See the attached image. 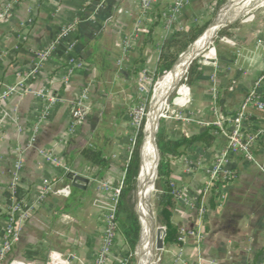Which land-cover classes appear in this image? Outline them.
Masks as SVG:
<instances>
[{
	"label": "crops",
	"instance_id": "1",
	"mask_svg": "<svg viewBox=\"0 0 264 264\" xmlns=\"http://www.w3.org/2000/svg\"><path fill=\"white\" fill-rule=\"evenodd\" d=\"M170 1L158 0L147 18L140 19L131 0H15L11 14L0 20V91L36 68L38 53L56 40L62 27L74 26L36 73L24 79L26 88L44 91L57 102L48 105L20 91L0 102V245L12 200L24 199L33 206L29 217L18 223L20 237L5 264H46L51 252L68 259V264H93L104 230L102 214L111 200V192L99 189L98 183L115 187L125 174L131 107L147 75H155L161 48L171 34L161 22ZM215 1L219 0H190L173 31L200 25ZM258 4L243 13L240 27H233L240 16L231 19L228 27L233 28L213 46L214 56L203 57L190 83L185 78L186 93L178 91L174 101L182 104L173 110L181 118L166 127L169 139L197 135L235 113L264 72V0L262 8L251 11ZM74 59L82 66L75 68ZM138 60L140 70L133 75ZM84 88L91 111L78 134L63 141L69 103ZM251 126L264 128V117L253 119ZM92 142L108 162L103 169L82 157ZM226 145V138L217 134L212 147L195 144L171 161V182L179 192L172 221L193 236L187 235L179 246L164 247L157 264H264V171L259 168H264V143L255 154L257 165L227 153L225 168L235 178L218 186L215 208L208 206L201 221L197 216L195 206L207 171L227 151ZM18 152L22 168L14 183ZM71 174L88 184L73 187ZM65 188L68 194L61 192ZM122 244L118 234L108 264L126 258Z\"/></svg>",
	"mask_w": 264,
	"mask_h": 264
},
{
	"label": "built area",
	"instance_id": "2",
	"mask_svg": "<svg viewBox=\"0 0 264 264\" xmlns=\"http://www.w3.org/2000/svg\"><path fill=\"white\" fill-rule=\"evenodd\" d=\"M190 0H171L169 5L161 14V22L163 25V30L165 33L170 34L174 26L182 13L185 7L189 4ZM158 0H131V4L135 7L139 14V18H147L151 13L153 7L156 6ZM15 0H7L0 2V20H3L5 17L11 14V11L14 8ZM121 12V11H120ZM122 13H127V11H122ZM74 31V26L67 25L61 28L56 40L48 46L45 50L41 51L37 55L38 64L36 68L25 78H29L36 73L37 67L43 62H45L48 57L55 50L56 45L64 38H66L71 32ZM73 44L70 45L72 49ZM207 59V58H206ZM210 60V59H209ZM72 65L75 68L82 66L81 62L74 59L71 61ZM24 78V79H25ZM19 81L13 86L4 87L0 91V102L6 99L17 92H26L32 94L35 97L45 100L48 105H53L57 100L49 96L44 91H31L26 88L25 80ZM264 72L256 79L252 88L249 90L244 100L240 104L238 110L232 115L220 119L216 123V127L219 129V133L224 136L227 140V151L219 158L211 169L207 171L208 178L206 183L202 186L200 192V200L196 204L195 209L197 216L201 221L206 215L208 203L206 196L209 194L211 188L214 186L217 180H221L222 183L229 182L235 178V173L233 171L227 170L225 168L226 155L227 153H236L241 155L245 160L255 162V154L257 146L264 143V128L257 127L253 128L251 126V121L248 118L249 109H254L259 112H264ZM181 103L174 102V105H181ZM70 106V120L67 124V127L62 134L61 138L63 141H67L75 137L80 128L82 127L87 115L91 111L90 104V95L87 88L81 90L79 95L69 103ZM176 111H173L175 113ZM47 115V110L43 112L40 117V121L44 120ZM176 118H181L179 113L175 115ZM137 118V115L132 116V120ZM217 135V134H216ZM33 142L31 139L30 143ZM44 157H47L48 160L53 159L52 156L48 153L41 152ZM131 154V151H130ZM195 165L198 168H202L201 162L196 161ZM257 165V163H256ZM22 168V159L21 152L17 153V158L13 166V182H17L19 171ZM260 170L264 171V168L259 167ZM67 171V170H66ZM124 176L122 177L121 182L115 186L111 187L106 182L98 183V188L107 192H111V200L109 206L106 208L102 214V224L104 227L101 244L97 255L93 261V264H108L112 250L116 245L117 240V228L115 223V214H116V204L119 197L120 189L123 183ZM172 189L175 193L176 198H179V192L174 183L172 182ZM49 191L48 187L44 188L43 194L45 195ZM63 194H68V188H65L61 191ZM218 198V197H217ZM33 209L32 205H27L24 199L16 200L10 203L6 210L5 214V223H4V234L2 242L0 245V264H5V258L7 254L11 251L14 244L19 240L21 228L18 226V223L25 221L30 214V211ZM181 236L179 242H184L187 235H192V233L181 231ZM9 264H24L20 262H10ZM46 264H68V259L63 258L60 254L56 252H51L48 255ZM119 264H128L127 258L121 260Z\"/></svg>",
	"mask_w": 264,
	"mask_h": 264
},
{
	"label": "trees",
	"instance_id": "3",
	"mask_svg": "<svg viewBox=\"0 0 264 264\" xmlns=\"http://www.w3.org/2000/svg\"><path fill=\"white\" fill-rule=\"evenodd\" d=\"M203 28L204 25H196L186 30L172 31L163 43L154 76H163L168 72L180 54L197 39ZM140 63V60L134 63V67L132 68L133 72H131L133 75L137 74L140 70ZM195 73V70L191 71V69H189L186 83H190L191 77L196 75ZM248 111V118L250 120L256 118L263 119L264 117V112H259L254 109H249ZM218 133L219 129L215 125H210L197 135H181L178 139L173 140L166 137L163 128L158 129V135L156 136V148L159 157L157 166V183L159 185L160 193L157 196L156 222L166 233L164 238L165 248H168L171 245L179 246V238L181 236V226L172 221L177 198L172 189L171 161L185 154L186 151L195 144H200L205 149L212 147L215 141V135ZM139 136L140 132L137 133V143H139ZM262 146V144L258 145L257 149ZM82 157L96 165L98 168L103 169L108 165V162L103 157L102 150L93 142L86 146L82 151ZM131 159V162L127 164L124 170V179L117 200L115 214L117 233L122 238L123 250L125 251L124 256H126L128 264H133L131 254L135 250L139 235L137 217L128 203V195L134 190L138 176V149L133 150ZM221 183V180H217L209 194L206 196L208 206L212 208H215L216 206L217 188ZM118 220L120 221L119 228L117 226Z\"/></svg>",
	"mask_w": 264,
	"mask_h": 264
},
{
	"label": "bare ground",
	"instance_id": "4",
	"mask_svg": "<svg viewBox=\"0 0 264 264\" xmlns=\"http://www.w3.org/2000/svg\"><path fill=\"white\" fill-rule=\"evenodd\" d=\"M258 0H241L236 2L232 0L230 4L222 10L215 18L212 25L189 47L173 69L164 74L155 86L151 108L147 115L143 129V140L140 148V167L137 178L136 191V213L139 219L141 233L137 249L139 264H153V252L155 246V237L158 227L156 225L152 207L150 205V195L154 190L156 152L154 150L155 126L160 111L165 105L170 92L178 85L190 61L199 54L205 46L211 41L218 27H223L230 23L232 18L242 15L251 4ZM214 56V51L212 57ZM211 58V57H209ZM207 58V59H209ZM181 92L186 93L184 89Z\"/></svg>",
	"mask_w": 264,
	"mask_h": 264
},
{
	"label": "rangeland",
	"instance_id": "5",
	"mask_svg": "<svg viewBox=\"0 0 264 264\" xmlns=\"http://www.w3.org/2000/svg\"><path fill=\"white\" fill-rule=\"evenodd\" d=\"M231 1L232 0H219V1H215L213 3V6L211 7L209 14L205 17L203 22L199 23L200 25H198V26L204 25V28H203L202 32L200 33V35L197 37V39L211 26L212 21L214 22L215 18L219 15L221 10L225 9L230 4ZM240 1L241 0H236V2H240ZM257 3H259V4L253 7V9L251 10L252 12L257 10L259 7L262 8V0H258L257 2H255L251 5H255ZM245 16H246L245 14L240 15V17H238L236 19V21L234 22L233 27L234 28L240 27L241 26L240 22H242L246 18ZM233 27L221 28L215 32L211 41L201 51L200 55L195 60H193L191 62L186 73L182 76V79L179 81L178 85L168 95L166 102H165V105L162 107V110L160 111V114H159L160 117L158 118V121H157V125H156L157 129H155L156 133H154L155 147H156V136L158 135V129L163 128L164 133H165L166 137L168 138V133H167L166 127H168V125H171L176 120L175 115L178 113V111L173 113V110L176 108L175 105H173V103H174L175 99L177 98V92L178 91L181 92L182 89H186L184 87V83H185V78L188 76L189 69H191V71H193L196 68V66H198L199 62H201L203 60L204 56H205V58L212 57L211 53L213 54V50H212L213 46H215L216 44L219 43V38L225 37V36L227 37L228 32ZM192 43L188 46V48H186L184 50L185 51L184 53L187 52V50L192 45ZM168 72H166V73H168ZM147 77H148L147 78L148 80H146L144 83H142V85L139 87L136 102L131 107V111H130L132 116L134 114L137 115V118H135L134 120L131 121L132 136H129V147H130L131 154H132L134 149H138V174H139V167H140V161H141V159H140V148H141V144H142V140H143V129L145 126L147 115H148L149 110L151 108V101L153 99V93H154L155 86L158 83V81L161 79L162 76H156L155 77L154 75L151 76L149 74V75H147ZM138 132H140L139 143H137V133ZM131 154H130V158L128 160V163L131 162V160H132ZM158 161H159V157H158V151L156 148V164H157V166H158ZM137 178H138V176H137ZM154 186H155L154 190L152 191V193L150 195V205L152 207L154 219L156 222V212H157L156 208H157V202H158L157 196L160 193L159 185L157 183V169H156V178L154 181ZM136 191H137V181H136V186H135L134 190L128 195V203L130 204V207L133 209V212L135 213V215L137 217L138 225H139V235H138L136 247H135L134 252L131 254L133 264H139L137 249H138L139 240H140V233H141V227H140L139 219H138L136 209H135L136 203H137ZM156 225L158 228L160 227L157 224V222H156ZM117 226H118V228L120 227V221L119 220L117 222ZM159 254H160V252H157L154 250V252H153V261H154L153 264L158 263L157 261L159 259Z\"/></svg>",
	"mask_w": 264,
	"mask_h": 264
},
{
	"label": "water",
	"instance_id": "6",
	"mask_svg": "<svg viewBox=\"0 0 264 264\" xmlns=\"http://www.w3.org/2000/svg\"><path fill=\"white\" fill-rule=\"evenodd\" d=\"M212 23H213V21H212ZM231 23H232V22H230V23H226L223 27H218L217 30H219V29H221V28L228 27V26L231 25ZM211 25H212V24H211ZM187 48H188V47H187ZM184 52H185V51H183V52L180 54V56L178 57V59H177V60L175 61V63L172 65L170 71L173 69L174 65L178 62V60L180 59V57L183 55ZM200 53H201V52H200ZM200 53L197 54L196 57H194V58L190 61L189 65L191 64V62H192L193 60H195V59L200 55ZM189 65H188V67H189ZM188 67H187V69H188ZM187 69H186V71H187ZM186 71H185V72H186ZM156 129H157V128H156ZM155 133H156V132H155ZM154 150H155V152H156L155 143H154ZM156 169H157V164H156V167H155V177H156ZM69 179H70L71 182H72V186L75 187V188L83 189L84 186H82V185H86V184H88V180H86V179H84V178H82V177H79V176H74V175H72V174L69 176ZM139 224H140V223H139ZM165 234H166V233H165L164 229H162V228L159 227L158 230H157V232H156V237H155V246H154L155 251L160 252V251H162V250L164 249V238H165Z\"/></svg>",
	"mask_w": 264,
	"mask_h": 264
}]
</instances>
